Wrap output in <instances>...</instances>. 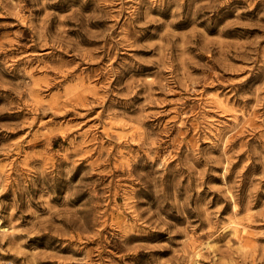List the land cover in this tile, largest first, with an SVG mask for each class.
I'll list each match as a JSON object with an SVG mask.
<instances>
[{"label": "rangeland", "instance_id": "1", "mask_svg": "<svg viewBox=\"0 0 264 264\" xmlns=\"http://www.w3.org/2000/svg\"><path fill=\"white\" fill-rule=\"evenodd\" d=\"M0 264H264V0H0Z\"/></svg>", "mask_w": 264, "mask_h": 264}, {"label": "bare ground", "instance_id": "2", "mask_svg": "<svg viewBox=\"0 0 264 264\" xmlns=\"http://www.w3.org/2000/svg\"><path fill=\"white\" fill-rule=\"evenodd\" d=\"M245 232H246V230H245L244 227H241V226L240 227H236L235 226V233L237 234L238 237L243 236ZM240 238H243V237H240Z\"/></svg>", "mask_w": 264, "mask_h": 264}]
</instances>
